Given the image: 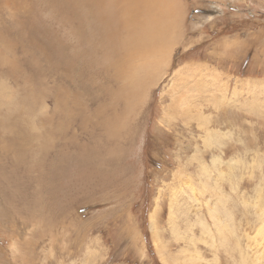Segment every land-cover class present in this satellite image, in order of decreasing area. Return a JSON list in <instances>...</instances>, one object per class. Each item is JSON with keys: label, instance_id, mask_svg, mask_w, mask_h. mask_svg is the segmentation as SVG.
<instances>
[{"label": "rangeland", "instance_id": "1", "mask_svg": "<svg viewBox=\"0 0 264 264\" xmlns=\"http://www.w3.org/2000/svg\"><path fill=\"white\" fill-rule=\"evenodd\" d=\"M1 2L12 48L0 43V264H264V1L175 0L162 55L145 44L133 57L132 92L102 74L63 78L61 45L76 46L67 18L41 0L25 13ZM61 90L79 109L57 133ZM103 118L120 153L91 183L98 163L82 156Z\"/></svg>", "mask_w": 264, "mask_h": 264}, {"label": "bare ground", "instance_id": "2", "mask_svg": "<svg viewBox=\"0 0 264 264\" xmlns=\"http://www.w3.org/2000/svg\"><path fill=\"white\" fill-rule=\"evenodd\" d=\"M41 1L43 3H46V5L49 6L50 8H54L56 11H58L59 15L62 18L66 17L68 23L71 25L73 30V36L75 38L74 42L76 46L72 47L68 45V47H65L61 45L63 48V53L65 49L66 51L68 50V52H65L64 54L67 57L65 58V63L62 65V70L60 68L61 70L60 74L63 75L62 77L63 78L68 77L69 81L74 84H76V81L77 84L84 81L88 84L93 85L96 80L95 76L102 74L103 78L106 81L108 82L113 81L114 84L116 82L119 81L121 82V80H123L125 84L128 86V89L131 90V92L132 90L135 89V87L133 86L137 85L139 82V77L137 76L139 72L138 71L139 68L131 64L133 61V57L137 54V52L139 56L141 55V51H143L141 48L145 46V44L150 45L151 51L152 52L154 51L153 56L157 54L161 56L162 55L161 53L164 51V47L160 46V43H162V37L161 34L158 33L162 29L168 27L167 26L168 20L171 22V24L173 23L178 24L180 20L177 10L173 8L175 3H177L175 2V0H41ZM0 2L3 5L14 7L15 10H19V11L22 10L24 11V13L32 9V6H27L25 0H0ZM14 23L16 28L20 29V32L23 35L28 36V39L25 38L26 39L25 41L28 44L35 46L36 42L34 41L33 38L34 30L31 29V27L28 28L26 23L22 21L16 20ZM173 31L174 30H171L170 33H172ZM2 33L5 32L1 31L0 37H2ZM33 42H35V44ZM0 43H2V46H4L6 50L12 48L11 41L4 40V41H0ZM148 55H152V54H148ZM13 64L11 65L13 66ZM14 69L15 68L11 69V71L14 72ZM131 75H135V76H131ZM131 87L133 88L131 89ZM64 92L66 94L63 93V96L60 95V92L57 95V102H58L57 108L61 107L60 109L62 112L61 114L62 119L60 117V120L57 123V133H61L63 131L64 126L61 125L63 121L66 118L71 119L73 117L74 114L73 109L75 108L77 110L79 109L76 93H73L74 95L70 96L68 92L66 91ZM102 93L103 95L108 94L111 102L115 101L116 98L115 93L108 92L106 89H103ZM60 96L62 98H59ZM179 96L180 93L171 95L173 101H175ZM129 110L131 109L129 108ZM79 111L77 114H79ZM104 111H105V107H102V109H99L94 113V116L95 117L102 116L104 114ZM128 116L131 117V115ZM114 119H115V115H114ZM101 120L95 124V128L98 129V127H102L104 129L103 130L104 137L102 139L92 140L90 146L85 150L86 155L82 156L85 162L94 163V164L98 163L97 165L90 167V175H88V179L89 181H91V183L97 180V178H101L100 171L102 170L100 169H102L104 165L105 168H107L108 167L107 164L111 162L114 163L117 160V155L120 153L117 144L118 143L117 139L120 136L119 134H117L118 125L115 126L112 123L111 119L109 118L108 119L103 118ZM126 120L128 121L129 119ZM115 122L119 123L120 119H116ZM124 124L125 122L124 123L122 122V125ZM112 125H114V128H112ZM17 128L20 127L17 126ZM119 128H121V125ZM19 131H21V129ZM18 132H16V134ZM21 132H23V128ZM11 145L15 146V142L10 139L7 145L4 146L6 151L11 147ZM17 146L19 145L17 144ZM17 148L19 149V147ZM26 162L24 164H26ZM46 171L48 170L46 169ZM47 188L49 189V186ZM53 195H56V193L55 194L53 193ZM52 206L53 205H51V207ZM215 212H216L215 207H213L210 211V216L212 218H214L213 215ZM150 216H151L150 217L151 232L154 242L157 245L158 232H157V225L155 223V216L154 215H150ZM162 259H163V263L165 264L164 261L166 259L165 258Z\"/></svg>", "mask_w": 264, "mask_h": 264}]
</instances>
